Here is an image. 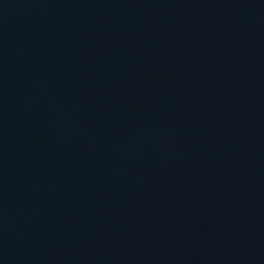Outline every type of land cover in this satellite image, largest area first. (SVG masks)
Returning <instances> with one entry per match:
<instances>
[{
	"label": "water",
	"instance_id": "95a60500",
	"mask_svg": "<svg viewBox=\"0 0 264 264\" xmlns=\"http://www.w3.org/2000/svg\"><path fill=\"white\" fill-rule=\"evenodd\" d=\"M0 264H264V0H0Z\"/></svg>",
	"mask_w": 264,
	"mask_h": 264
}]
</instances>
